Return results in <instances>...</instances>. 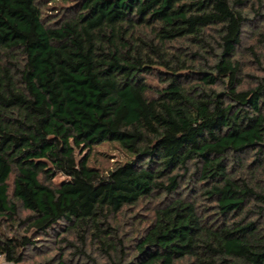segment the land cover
I'll return each mask as SVG.
<instances>
[{"label":"trees","instance_id":"trees-1","mask_svg":"<svg viewBox=\"0 0 264 264\" xmlns=\"http://www.w3.org/2000/svg\"><path fill=\"white\" fill-rule=\"evenodd\" d=\"M71 2L50 25L36 0H0L4 262L55 237L73 259L39 264H97L87 246L108 264H264V53L248 47L252 84L237 59L249 11L264 49V0ZM104 144L126 156L106 173ZM143 203L128 255L114 220Z\"/></svg>","mask_w":264,"mask_h":264},{"label":"rangeland","instance_id":"rangeland-1","mask_svg":"<svg viewBox=\"0 0 264 264\" xmlns=\"http://www.w3.org/2000/svg\"><path fill=\"white\" fill-rule=\"evenodd\" d=\"M39 10L46 23L55 25V23L63 24L68 19L72 18L70 10L71 0H36ZM262 13V12H261ZM247 26L243 30V42L237 59L242 68V78L245 82L252 84V77L259 76L261 70L255 64V59L248 52V47H255L258 55L262 58L264 49L257 43L256 33L260 30L261 18H254L253 11L248 12ZM264 65V60L262 61ZM126 156L121 149L114 144H104L96 147L90 154V166L99 169L102 173L112 170L115 166L123 163ZM63 178L56 177L55 182L60 183ZM152 205L149 203L141 204L137 209L129 210L124 215H121L114 220V223L121 227L120 236L123 237L125 244L124 252L128 255L134 254L136 234L132 232L134 225L138 221L145 222L150 217L149 209ZM20 215L24 218L27 213L20 211ZM2 235L7 238L21 237L23 235L30 236L27 233L26 227L10 226L5 224ZM66 238V236H64ZM66 239L74 241L73 237L68 236ZM74 243V242H73ZM35 248L29 251L25 257L24 264H39L47 259H52L63 255L65 260H71L75 253L74 249L67 248L65 244H58V239L55 237H42L35 240ZM61 250V251H60ZM87 255L90 256L97 264H108L107 258L98 251L97 247L87 246ZM78 261H80L78 259ZM2 264H6L3 260Z\"/></svg>","mask_w":264,"mask_h":264},{"label":"built area","instance_id":"built-area-1","mask_svg":"<svg viewBox=\"0 0 264 264\" xmlns=\"http://www.w3.org/2000/svg\"><path fill=\"white\" fill-rule=\"evenodd\" d=\"M4 258L2 256H0V264H2Z\"/></svg>","mask_w":264,"mask_h":264}]
</instances>
